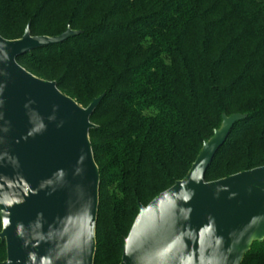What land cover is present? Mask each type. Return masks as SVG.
I'll list each match as a JSON object with an SVG mask.
<instances>
[{"label":"trees","instance_id":"16d2710c","mask_svg":"<svg viewBox=\"0 0 264 264\" xmlns=\"http://www.w3.org/2000/svg\"><path fill=\"white\" fill-rule=\"evenodd\" d=\"M29 22L32 36L82 34L23 56L27 71L84 108L104 95L90 132L101 175L94 264H120L138 204L187 175L224 114L247 117L206 181L264 166V0H0L3 38ZM242 264H264V242Z\"/></svg>","mask_w":264,"mask_h":264},{"label":"water","instance_id":"95a60500","mask_svg":"<svg viewBox=\"0 0 264 264\" xmlns=\"http://www.w3.org/2000/svg\"><path fill=\"white\" fill-rule=\"evenodd\" d=\"M0 35V219L7 258L0 264H94L101 175L90 132L104 99L84 108L56 81L40 79L19 60L81 35ZM223 115L187 175L139 212L120 264H242L264 242V166L206 181L236 124Z\"/></svg>","mask_w":264,"mask_h":264}]
</instances>
